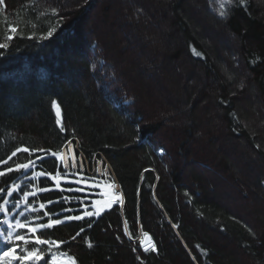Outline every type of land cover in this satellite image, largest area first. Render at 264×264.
I'll return each mask as SVG.
<instances>
[{
  "label": "trees",
  "instance_id": "16d2710c",
  "mask_svg": "<svg viewBox=\"0 0 264 264\" xmlns=\"http://www.w3.org/2000/svg\"><path fill=\"white\" fill-rule=\"evenodd\" d=\"M0 4V217L28 241L11 244L18 255L264 264V0ZM138 67L164 74L169 92L140 84ZM67 142L107 165L121 208L92 215L97 190L57 167ZM34 164L58 185L39 177L9 205Z\"/></svg>",
  "mask_w": 264,
  "mask_h": 264
},
{
  "label": "rangeland",
  "instance_id": "374dc122",
  "mask_svg": "<svg viewBox=\"0 0 264 264\" xmlns=\"http://www.w3.org/2000/svg\"><path fill=\"white\" fill-rule=\"evenodd\" d=\"M220 2L222 3L223 0L222 1L220 0ZM117 5H120V3H118ZM0 6H4V5H1L0 4ZM137 41L139 42V40L135 36H133V38H131V43L132 42L135 43ZM144 44H145V42H144ZM129 45H130V43L128 44V47H127L126 51L128 52V54L130 53V55L135 58V53H136L135 51L136 50L133 51L132 50V47L129 46ZM135 46H137V44H135ZM144 47H145V45H142V48H144ZM128 54L126 55V57L129 56ZM137 71L139 72L138 74L140 75V79L138 80V82L140 84L145 85V87L147 85L148 88H151L152 91H154V92H157L158 91L157 92L158 94H160L159 92L162 90V88L160 86V85H162L163 87H165V90L167 92H169V89L166 86V83L165 84H161L162 81L164 82V77H163L164 74H162L161 77L159 78L158 75H159L160 71L159 72L157 71V73H156V71L153 70L151 72L146 73L145 72L146 70H144V68L143 69H141V68L139 69V67L137 68ZM159 86H160L161 89L159 88ZM168 99H169V97H168ZM158 101L159 100H157V102H156L153 99H150L151 106L153 108H156V106H159ZM67 154H68V152H67ZM66 181H69V180H66ZM89 183H93V184H96L97 185V187L95 189L98 191L99 198L96 199V200H94V203H93V206H92V210H93L92 211V215L98 216L101 213H103L104 211L108 210L112 206L113 202H115V196L111 193V189H110V184L109 183H106V182H103V181H93V180L90 181ZM54 255L57 257L56 264H74V262H72L69 257L64 256V254L63 255L62 254H53L51 256L50 260H49V262H50L49 264H52V257ZM30 261H34V259L33 260H30ZM10 262L11 261H9V264H10ZM0 264H4V261H0Z\"/></svg>",
  "mask_w": 264,
  "mask_h": 264
},
{
  "label": "snow or ice",
  "instance_id": "6c2138e0",
  "mask_svg": "<svg viewBox=\"0 0 264 264\" xmlns=\"http://www.w3.org/2000/svg\"><path fill=\"white\" fill-rule=\"evenodd\" d=\"M9 39H11V37H9ZM4 47H7V45L0 44V48H4ZM55 106H56L55 103H53V107H55ZM0 175H3V173H0ZM37 175H40V173H37ZM92 179H94V178H92V177H82L80 180H76L74 182L76 184H81V183L85 184L87 186V188L93 190L92 191V195H95L94 189L97 187V185L93 184V183H89V181H91ZM75 190L76 191H83V189H75ZM0 199H2V197H0ZM115 199H119V197H116ZM75 218L79 219L80 217L77 216ZM70 219H71V217H70ZM20 226L23 227V225H20ZM8 227H9V229H11L12 225L9 224ZM29 231L35 232L36 229L31 228V229H29ZM12 239H13L12 235L9 234L8 235V240L11 241ZM15 239L17 241H22L23 240L25 243H28V241L25 240V238L23 236H16ZM45 242H47L49 244L54 243L53 241H45V240H42V239L35 240L36 244H44ZM3 246L7 247V244L5 243ZM24 252H25L24 255H18L16 247H8L6 251H3V255H0V261H4V264H9V261L15 260V261L22 262V264H27V262L30 261V260L34 259V260L38 261V260H40L42 258L38 254V252L36 250L29 251V250L25 249ZM56 260H57V257L54 255L52 257V264H56Z\"/></svg>",
  "mask_w": 264,
  "mask_h": 264
},
{
  "label": "water",
  "instance_id": "95a60500",
  "mask_svg": "<svg viewBox=\"0 0 264 264\" xmlns=\"http://www.w3.org/2000/svg\"><path fill=\"white\" fill-rule=\"evenodd\" d=\"M142 245L144 247L143 248L144 252H147V251H149L152 248V243H151V240L149 239L148 236L144 237Z\"/></svg>",
  "mask_w": 264,
  "mask_h": 264
},
{
  "label": "bare ground",
  "instance_id": "6f19581e",
  "mask_svg": "<svg viewBox=\"0 0 264 264\" xmlns=\"http://www.w3.org/2000/svg\"><path fill=\"white\" fill-rule=\"evenodd\" d=\"M122 202H123V200H122ZM144 236H147V235H142V236H140L138 239H137V241H139L140 242V247H141V250H142V252H144V250H143V245H142V243H143V239H144Z\"/></svg>",
  "mask_w": 264,
  "mask_h": 264
}]
</instances>
